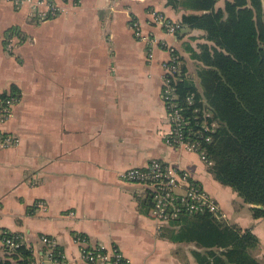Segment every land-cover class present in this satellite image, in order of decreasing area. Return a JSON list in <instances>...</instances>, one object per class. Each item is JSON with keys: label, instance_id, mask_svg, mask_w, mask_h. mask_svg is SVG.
<instances>
[{"label": "crops", "instance_id": "obj_1", "mask_svg": "<svg viewBox=\"0 0 264 264\" xmlns=\"http://www.w3.org/2000/svg\"><path fill=\"white\" fill-rule=\"evenodd\" d=\"M44 1L59 13L41 20L45 6L0 0V101L12 90L18 96L0 128L19 140L0 146V230L19 235L37 261H45L41 237L48 236L65 264H83L81 248L94 246L116 247L130 264H197L195 243L170 238L179 225L152 219L150 191L120 178L158 160L187 171L220 205L223 223L257 238L263 258L264 218L254 206L216 181L197 153L164 141L160 66L171 47L184 76L199 85L193 54L214 43L182 19L203 12L186 0ZM229 2L216 0L213 9ZM154 12L180 29L166 33ZM39 200L45 212L32 208ZM5 254L0 246V264Z\"/></svg>", "mask_w": 264, "mask_h": 264}, {"label": "trees", "instance_id": "obj_2", "mask_svg": "<svg viewBox=\"0 0 264 264\" xmlns=\"http://www.w3.org/2000/svg\"><path fill=\"white\" fill-rule=\"evenodd\" d=\"M200 15L182 19L190 28L201 29L213 47L203 45L193 58L200 63L199 85L185 77V68L171 77L178 101L192 95L194 108L210 112L217 128L209 143H202L212 165L208 171L250 205L256 217L264 218V15L260 0H232L224 11L213 9L216 0H186ZM15 90L4 95H15ZM200 115V112L198 113ZM192 121H194L192 119ZM193 126V122L191 123ZM170 231L178 242H193L197 264H264L252 253L257 238L223 223L209 213L182 216ZM6 251V250H5ZM4 264H30L31 249L23 244L6 251Z\"/></svg>", "mask_w": 264, "mask_h": 264}, {"label": "built area", "instance_id": "obj_3", "mask_svg": "<svg viewBox=\"0 0 264 264\" xmlns=\"http://www.w3.org/2000/svg\"><path fill=\"white\" fill-rule=\"evenodd\" d=\"M15 3L28 2L34 9L45 6V11H38L41 20L56 16L59 13L57 6L44 0H11ZM152 21L161 26L166 33L174 34L180 29V25L166 18L161 13H152ZM135 34L143 42L147 39L141 34L136 24H133ZM149 39V38H148ZM150 46L156 40H148ZM151 48V47H150ZM169 59L161 63L163 72V87L161 98L165 107V117L169 124V131L164 141L168 146L181 148L198 154L200 160L208 167L212 165L208 160L202 143H209L211 135L217 128V122L212 119L210 112L194 108L192 116L186 111L194 104L193 96L185 99V103L178 101V94L171 84V77L174 78L181 71V60L175 50L168 47ZM151 52V51H150ZM149 53V58H151ZM17 95H9L0 101V124L11 114L12 106L17 102ZM200 112V115L198 113ZM192 119L194 121H192ZM193 122L194 126L191 124ZM19 143L17 137L5 133L0 128V146L9 148ZM120 178L125 182L143 185L150 191L152 219L160 226L168 225L182 216H192L202 213L212 214L214 217L223 218L224 214L220 205L197 183L187 171H179L165 166L158 160H153L145 168H129L120 173ZM32 208L45 212L46 206L43 201H35ZM46 246L45 261L50 264H65V256L57 246L53 238L41 237ZM76 242L84 243V240L76 238ZM22 245L19 235L11 234L0 230V246L6 251L12 252ZM80 258L83 264H130L122 252L116 248H105L101 246L82 247ZM44 260H34L30 264H45Z\"/></svg>", "mask_w": 264, "mask_h": 264}, {"label": "rangeland", "instance_id": "obj_4", "mask_svg": "<svg viewBox=\"0 0 264 264\" xmlns=\"http://www.w3.org/2000/svg\"><path fill=\"white\" fill-rule=\"evenodd\" d=\"M252 253H253L254 255H256V257H258L260 260H261V259H264V257H263V258H260V256H259L260 254H259V252H258V250H257V247L253 249ZM263 261H264V260H263Z\"/></svg>", "mask_w": 264, "mask_h": 264}]
</instances>
